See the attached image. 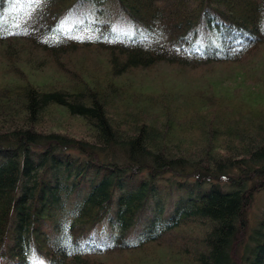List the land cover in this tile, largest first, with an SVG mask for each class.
<instances>
[{"label": "trees", "instance_id": "16d2710c", "mask_svg": "<svg viewBox=\"0 0 264 264\" xmlns=\"http://www.w3.org/2000/svg\"><path fill=\"white\" fill-rule=\"evenodd\" d=\"M80 1L15 0L0 20L40 59L0 64V264H264V212L248 215L264 188V0H115L149 30L85 16L66 34ZM79 49L102 52L106 76L44 74ZM162 64L173 80H148Z\"/></svg>", "mask_w": 264, "mask_h": 264}, {"label": "rangeland", "instance_id": "374dc122", "mask_svg": "<svg viewBox=\"0 0 264 264\" xmlns=\"http://www.w3.org/2000/svg\"><path fill=\"white\" fill-rule=\"evenodd\" d=\"M92 1L91 0H83L76 4H74L73 9H71L69 12L65 13L63 15L61 24H60V30H64L63 32L66 34H74L75 30L77 28V24L84 23L86 19H84L85 16H88L89 18H97L100 21H107L110 24V28L113 32H126V33H144L149 30V26H147L143 22H135L130 21L129 18H124L118 16L119 14V6L117 5V2L115 0H109L106 4L101 5L102 11H99L101 8L91 6ZM1 11H5V14H0V20L2 21H9V18L13 17V14L18 10V7L15 6V0H6L5 5L3 7L0 6ZM10 22V21H9ZM144 31V32H143ZM9 32L8 28H4L0 31V35L6 34ZM198 37H194L201 45L204 46V44H208L211 42H214L215 37H210L209 34H207V31L198 30ZM4 38V36H3ZM6 38V37H5ZM8 40L6 39H0V64H4V61H9L12 58H19L20 54H25L26 58L28 55H30V59H34L32 62L34 66H38L40 63V59L36 58V56L31 55V53H28V51H21L20 44L17 41L13 42H5ZM5 42V43H4ZM25 50H32L30 47H28L25 43H23ZM47 58V57H46ZM45 61V59H44ZM47 61V67L44 71V74L48 76L54 77H60L61 75H64L65 80H69V77L71 76L72 79L78 80V77L76 75H81V77H87L88 75H94L96 77H104L107 74V57L102 54L100 51L90 50V49H79L76 50L74 53L64 54L59 57V61L62 66H59L63 71H59V69L55 68L54 62ZM5 65V64H4ZM6 65L3 67L0 65V71L4 72ZM64 67L67 68L68 73L65 72ZM239 67V66H237ZM241 68V67H239ZM174 68H171L167 65L162 64L161 69H153L151 73L146 75L147 79L153 82L155 78L158 76L162 77V74L165 73L166 77L163 79H166L168 81L173 80L172 72ZM59 71V72H58ZM0 72V73H1ZM4 74V73H3ZM109 74V73H108ZM211 74V73H209ZM2 75V74H1ZM0 75V76H1ZM110 76V75H109ZM89 78V77H88ZM1 79V78H0ZM44 79V75H34V80L42 81ZM53 79V81H54ZM134 79L137 83L141 85L143 82V76L141 75H135ZM64 80V81H65ZM160 80V79H159ZM134 82V81H133ZM135 83V82H134ZM156 91H159L158 89L152 87L151 89H148L145 91L147 93V97L152 98L154 96V93ZM79 123V122H78ZM73 132L77 135H82L80 132L81 130L79 127L73 123ZM77 128V129H76ZM79 129V130H78ZM74 154L78 155V152L73 150ZM168 179H173V176L170 174H166L165 177H162L160 180L161 182H166ZM264 212V188L257 190L254 194V197L251 202V207L248 210L249 215V225L254 226L255 222L263 215ZM104 231L105 233H101L100 231ZM98 232H94L93 237H96L98 239H103L105 236H107V233L110 234L108 231L107 226H100L97 227ZM107 232V233H106ZM167 264H174L173 262H168Z\"/></svg>", "mask_w": 264, "mask_h": 264}]
</instances>
